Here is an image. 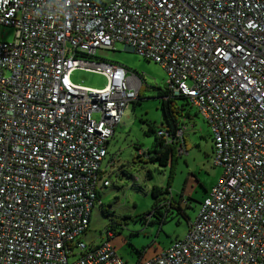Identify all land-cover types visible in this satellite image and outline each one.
<instances>
[{"label":"built area","instance_id":"obj_1","mask_svg":"<svg viewBox=\"0 0 264 264\" xmlns=\"http://www.w3.org/2000/svg\"><path fill=\"white\" fill-rule=\"evenodd\" d=\"M0 27L15 30L0 40V264H124L112 233L81 240L139 100L135 73L90 62L116 44L164 69L222 169L185 238L142 264H264V0H0ZM75 70L107 85H76Z\"/></svg>","mask_w":264,"mask_h":264},{"label":"rangeland","instance_id":"obj_2","mask_svg":"<svg viewBox=\"0 0 264 264\" xmlns=\"http://www.w3.org/2000/svg\"><path fill=\"white\" fill-rule=\"evenodd\" d=\"M14 38L13 28L0 27L1 41L12 43ZM90 62L124 67L139 77L141 88L138 104L124 111L109 141L103 165L114 160L107 170L110 185L100 189V202L93 208L89 229L81 240L87 245L106 241L107 230L114 223L116 231L108 242L115 254L124 264H142L176 240L185 238L206 192L220 180L222 169L213 165L211 131L200 115H194V108H186L193 118L192 122H185L184 152L176 156L173 165L172 162L161 166L157 160H138L137 151L153 149L155 137L165 124L160 95L168 87L167 74L160 65L126 50L122 44H116L114 51L98 50ZM71 80L76 85L97 90L107 85L105 76L84 70H75ZM182 103L174 102L177 108ZM149 128L153 132L149 133ZM154 187L162 190L169 187V190L154 198ZM170 201H173L172 207L168 204ZM156 207L158 212L153 215Z\"/></svg>","mask_w":264,"mask_h":264},{"label":"trees","instance_id":"obj_3","mask_svg":"<svg viewBox=\"0 0 264 264\" xmlns=\"http://www.w3.org/2000/svg\"><path fill=\"white\" fill-rule=\"evenodd\" d=\"M161 99H162V112H163V118H164V126L162 127V129L159 131L166 133L169 135V140H166L164 138V136H160L159 133L157 134V136L155 137V146L153 147V149L145 151L143 153V156H139L136 155V157L138 158V160H146L144 162H151V161H159L161 166H167L169 162H172V165L174 164V162L176 161V156H178L176 149L180 146V141H176L172 139L175 138V133L180 130V128H178L179 126H185L183 125L184 123L180 120V118L184 119H190V114L189 112H187L186 108H193L190 101L182 96L179 97H169V93L167 92V90L162 93L160 95ZM167 98V99H166ZM139 101V100H138ZM138 101L134 104V107L138 104ZM175 101H182L183 103L181 104L180 108H177L174 104ZM176 108V111H175ZM153 132L152 128H149V133ZM141 150V149H139ZM138 150V151H139ZM137 151V152H138ZM108 156V153H107ZM114 164V160H110L109 163L106 164V166L109 165V167H112V165ZM104 166V165H103ZM104 166V168L106 167ZM109 167H107V170L109 169ZM148 174H150V172H148ZM169 187L168 189L162 190L160 188L154 187L152 190V196L154 198H158L159 196H162L166 193H168ZM98 201L100 202V194H98ZM172 202L170 201L168 204L170 207H172ZM166 205V204H165ZM101 206L103 207V205L101 204ZM158 207L155 208L154 214L155 215L158 212ZM180 209V208H179ZM106 213H108V211L104 210ZM109 214V213H108ZM116 231V226L114 223H112V226L109 228V230H107V233H112L114 234V232ZM111 237H109L110 239ZM108 239V240H109ZM103 241L100 242V244Z\"/></svg>","mask_w":264,"mask_h":264},{"label":"crops","instance_id":"obj_4","mask_svg":"<svg viewBox=\"0 0 264 264\" xmlns=\"http://www.w3.org/2000/svg\"><path fill=\"white\" fill-rule=\"evenodd\" d=\"M189 114H190V113H189ZM194 115H198V113L196 112V114H194ZM198 116H199V115H198ZM189 117H190V119H186V118L183 119V121H182V122L184 123L183 125L186 126V123H185V122H187L188 120L192 122V118H193V116L190 114ZM193 123H194V121H193ZM180 127H181V126H179L178 128H180ZM181 143H182V145L184 144L183 142H181ZM178 149H179V147L176 149V151H178ZM139 151H142V150H139ZM177 154H178V152H177ZM212 154H213V149H212ZM178 156H179V155H178ZM206 191H207V190H206ZM206 194H207V192H206Z\"/></svg>","mask_w":264,"mask_h":264}]
</instances>
